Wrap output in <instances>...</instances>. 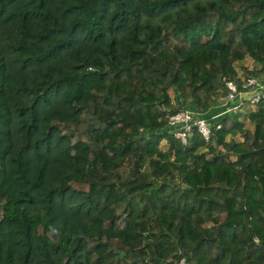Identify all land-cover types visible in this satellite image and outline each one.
<instances>
[{
  "label": "trees",
  "instance_id": "1",
  "mask_svg": "<svg viewBox=\"0 0 264 264\" xmlns=\"http://www.w3.org/2000/svg\"><path fill=\"white\" fill-rule=\"evenodd\" d=\"M249 76L264 0H0V264H264V101L167 126Z\"/></svg>",
  "mask_w": 264,
  "mask_h": 264
},
{
  "label": "built area",
  "instance_id": "2",
  "mask_svg": "<svg viewBox=\"0 0 264 264\" xmlns=\"http://www.w3.org/2000/svg\"><path fill=\"white\" fill-rule=\"evenodd\" d=\"M225 86L226 95L220 105L216 106L218 109L208 116L193 109H178L169 114L167 126L172 135L185 143L192 127H195L202 137L207 139L209 126L222 114L233 112L242 104L252 105L259 100L264 101V79L249 76L241 80L240 89L231 80H227ZM178 264H182V260H179Z\"/></svg>",
  "mask_w": 264,
  "mask_h": 264
},
{
  "label": "rangeland",
  "instance_id": "3",
  "mask_svg": "<svg viewBox=\"0 0 264 264\" xmlns=\"http://www.w3.org/2000/svg\"><path fill=\"white\" fill-rule=\"evenodd\" d=\"M256 64L257 63L253 62L250 58H244L240 63L236 64L235 67L237 68L238 73L241 74L242 73L241 71L244 70L243 67L251 68V67L255 66ZM169 94L172 96V91L171 90H169ZM249 108H250V106H248L247 104H244L243 106H241L240 108H237V109H240V111L241 110L245 111V110H248ZM237 109H235V110H237ZM240 117H242V116H240ZM244 123H245V125L248 128H252V122L250 120L245 118ZM228 137L229 136H226V138H228ZM235 138L236 139H240L239 136H235ZM159 144H160V147H165L166 146V142L164 141V139H162ZM231 157H233V156H231Z\"/></svg>",
  "mask_w": 264,
  "mask_h": 264
},
{
  "label": "crops",
  "instance_id": "4",
  "mask_svg": "<svg viewBox=\"0 0 264 264\" xmlns=\"http://www.w3.org/2000/svg\"><path fill=\"white\" fill-rule=\"evenodd\" d=\"M215 108L218 109V107H215ZM213 112H215V111H213ZM211 113H212V112H210L209 114H211ZM209 114H208V115H209Z\"/></svg>",
  "mask_w": 264,
  "mask_h": 264
}]
</instances>
